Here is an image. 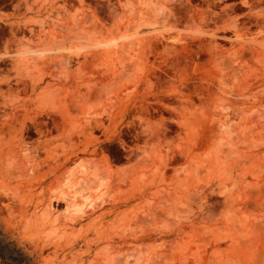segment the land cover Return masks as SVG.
Segmentation results:
<instances>
[{
    "label": "rangeland",
    "instance_id": "rangeland-1",
    "mask_svg": "<svg viewBox=\"0 0 264 264\" xmlns=\"http://www.w3.org/2000/svg\"><path fill=\"white\" fill-rule=\"evenodd\" d=\"M0 245L264 264V0H0Z\"/></svg>",
    "mask_w": 264,
    "mask_h": 264
},
{
    "label": "trees",
    "instance_id": "trees-1",
    "mask_svg": "<svg viewBox=\"0 0 264 264\" xmlns=\"http://www.w3.org/2000/svg\"><path fill=\"white\" fill-rule=\"evenodd\" d=\"M11 243H8L7 246H10ZM0 260L5 264H24V258L19 250L14 248L13 253L9 250L4 249L0 245Z\"/></svg>",
    "mask_w": 264,
    "mask_h": 264
},
{
    "label": "bare ground",
    "instance_id": "bare-ground-1",
    "mask_svg": "<svg viewBox=\"0 0 264 264\" xmlns=\"http://www.w3.org/2000/svg\"><path fill=\"white\" fill-rule=\"evenodd\" d=\"M134 38V35H130V34H127V35H124V36H121V37H119V38H117V39H112V40H110V41H108V42H102V43H97V44H94L93 46H91V47H89V48H87V49H90V48H94V49H97V48H101V49H105V48H113V47H116L118 44H124V43H126V42H128L129 40H131V39H133ZM209 159V160H208ZM208 159H205V160H207V162L210 164V157H208ZM206 162V161H205ZM206 162V163H207ZM208 163H207V165H208ZM212 164V163H211ZM215 164V163H214ZM213 165V164H212ZM209 167H211V166H209ZM212 168H213V166H212ZM212 170V169H211ZM207 171V170H206ZM213 171V170H212ZM206 174L208 175L209 174V172L207 171L206 172ZM206 175V176H207ZM211 176V175H210ZM209 175H208V177H210Z\"/></svg>",
    "mask_w": 264,
    "mask_h": 264
}]
</instances>
